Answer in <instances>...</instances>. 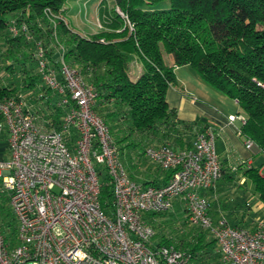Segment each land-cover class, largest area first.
<instances>
[{
  "label": "built area",
  "instance_id": "built-area-1",
  "mask_svg": "<svg viewBox=\"0 0 264 264\" xmlns=\"http://www.w3.org/2000/svg\"><path fill=\"white\" fill-rule=\"evenodd\" d=\"M10 31L33 39L25 22L11 24ZM47 49L36 40L38 71L54 94L46 114L29 108L22 93L0 97V138L9 154L0 160V194L14 223L5 226L0 219V264H192L190 252L154 243L155 229L145 217L173 209L178 200L188 222L214 239L223 264H264V219L248 228L224 215L214 218L203 194L222 176L210 124L189 149L148 147L146 156L172 174L163 184L141 183L129 175L108 124L95 110L98 91L65 60L62 45L56 62ZM56 109L64 111L59 122L51 114ZM227 120L241 126L245 115L229 114ZM237 133L242 136L240 127ZM242 137L247 149L256 146ZM96 164L104 165L112 188L110 211L101 203L102 171Z\"/></svg>",
  "mask_w": 264,
  "mask_h": 264
},
{
  "label": "trees",
  "instance_id": "trees-1",
  "mask_svg": "<svg viewBox=\"0 0 264 264\" xmlns=\"http://www.w3.org/2000/svg\"><path fill=\"white\" fill-rule=\"evenodd\" d=\"M68 1L0 0V66L6 61L4 67L10 73L17 68L20 79L19 84L0 80V97L31 89L37 90L32 91L36 100L49 105L54 94L38 71L35 42H44L54 62L62 45L65 60L79 68L85 82L98 91L95 110L105 119L117 145L121 141L132 145L137 162L148 158L167 173L166 183L172 171L146 156L147 148L168 144L177 151L189 149L196 133L209 125L201 119H180L167 101L168 88L177 83L175 68L188 65L207 85L236 100L245 115L241 135L251 138L264 155V0H115L114 6L101 11V29L90 35L72 27L67 19ZM21 22L28 25L33 39L10 31L11 24ZM135 61L143 66L136 79L131 74ZM41 109L45 115L47 109ZM63 112L51 113L56 122ZM258 169L249 166L243 175L264 202V175ZM108 180L105 175L100 193L106 211L114 203ZM174 212L173 207L145 214L155 232L158 229L153 242L175 244L190 252L192 264H223L214 239L201 227L188 222L191 229L186 235L164 232L163 218ZM10 214L7 197L0 194V219L5 226L14 224Z\"/></svg>",
  "mask_w": 264,
  "mask_h": 264
},
{
  "label": "crops",
  "instance_id": "crops-1",
  "mask_svg": "<svg viewBox=\"0 0 264 264\" xmlns=\"http://www.w3.org/2000/svg\"><path fill=\"white\" fill-rule=\"evenodd\" d=\"M114 5L115 0H76V7L74 9L68 7V11L72 10L76 21L81 23L82 28L79 29L69 17L67 19L75 30L90 35L99 31L94 24L95 20L100 19L101 11L106 7L110 9ZM67 6L68 4H66ZM55 57L57 60L59 57L58 52ZM168 58L170 62H173L171 57ZM142 70V63L135 61L131 65L132 77L136 79ZM176 77V85H171L166 94L170 107L177 109L180 119L186 121L201 119L210 124L215 130V149L224 174L213 189L203 191L210 201L211 213L214 218L224 215L231 223L248 224L247 227L251 228L255 221L264 219V202L259 200L257 194L253 192L252 183L250 180L245 179L243 171L249 166L255 167V162L260 160L257 165L259 166L258 170L260 174L264 175V155L259 152L256 146L251 149L244 146L243 137L237 133V129L240 127L238 120L232 123L228 122L227 116L229 114L241 112L234 98L210 91L200 76L201 81L199 83L194 82V84L191 81L192 77L181 78L178 77L177 73ZM24 91H29L31 94L34 101L30 102L37 101L35 99L36 92H32L37 90L27 89ZM26 104L31 108L32 105L27 99ZM43 104L39 101V109L41 107L46 108ZM125 143L127 144V142ZM135 153L133 150L130 151L124 159L129 174L141 183L151 180H155L159 184L164 183L167 173L146 157L138 163ZM236 202L240 203L239 209L232 205ZM176 209L181 210L182 212H180L185 216L182 201L175 202L174 210ZM249 224L251 225L249 226Z\"/></svg>",
  "mask_w": 264,
  "mask_h": 264
},
{
  "label": "rangeland",
  "instance_id": "rangeland-1",
  "mask_svg": "<svg viewBox=\"0 0 264 264\" xmlns=\"http://www.w3.org/2000/svg\"><path fill=\"white\" fill-rule=\"evenodd\" d=\"M67 4H68L69 8L73 7V9H74V7H76L75 6L76 5V0H69L67 2ZM73 14L74 13L72 12V10H70L67 13V15H68L67 17H69L70 20H73L74 24L79 29H81L82 28L81 23H79V21H76V19H75ZM95 15H96V13H95ZM94 25H95L96 29H98V30L101 29V26H100L101 22L99 21V19L95 20V24ZM1 52H2V48L0 47V57H3L1 55ZM5 64H6V61L3 63L2 66H0V80H4L6 82L15 81L16 84H19L20 83V79L18 77L19 76V72H18L17 68H15L16 70H14V72L10 73L4 67ZM30 64H32V63H30ZM175 71L178 74V77H181V78H186L187 76H189L190 78L192 77L191 81L193 82V84H194V82H198L199 83V81H201L199 79V76L195 72V70L192 67L188 66V65L179 66ZM205 86L210 91H215L219 95L225 96L224 94L220 93L218 90H216V89H214L212 87H209L207 85H205ZM23 95L25 96L27 101H29L30 105H32L31 108L33 110L39 111V112L42 113V111H41L42 109H39V107H38V103L41 100H37L34 103L30 102V101H34V100H32V96L29 93V91H27V92L23 91ZM225 97H227V96H225ZM240 113H242V111ZM119 134H121V132ZM4 140H5L4 137L0 138V160L1 161H5V160L9 159L7 143ZM129 141H132V139L130 138ZM119 147H120L119 150H120L121 158L126 159L128 152L131 151V149H132V145H126L123 141H121L119 143ZM259 163H260V160L259 161L257 160L254 165L257 166ZM96 166H97L98 170L102 171V179H103L105 177L104 165L96 164ZM249 187H250V185H249ZM239 204H240L239 202L238 203L236 202L235 204L232 203V205L237 207V209H239ZM174 211L175 212L172 215H168L167 217L165 216L163 218L165 220V224H166L165 228H164V232L167 233V234H171L172 233V234L179 235V236L186 235L189 232V230L191 229V226L189 225L188 221L185 219V216L181 215L182 214L181 210H180L181 212L179 210H177V209L174 210ZM245 225H247V224H245ZM156 230H157L156 232H158V229H156Z\"/></svg>",
  "mask_w": 264,
  "mask_h": 264
}]
</instances>
